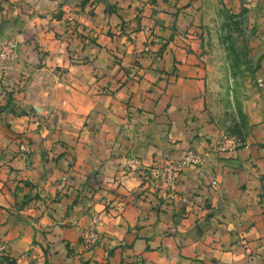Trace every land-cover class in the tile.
<instances>
[{
	"label": "crops",
	"instance_id": "crops-1",
	"mask_svg": "<svg viewBox=\"0 0 264 264\" xmlns=\"http://www.w3.org/2000/svg\"><path fill=\"white\" fill-rule=\"evenodd\" d=\"M58 1L0 0V22L30 13L26 28L56 51L53 57L81 62L71 65L58 85L53 80L56 100H47L41 95L46 89L36 86L32 103L56 101L68 108L67 118L84 125L103 115L110 132L95 133L91 124L84 128L71 166L76 177L58 200L55 184L72 163L69 154L62 162L45 161L34 149L33 166L25 171L40 184L43 197L14 192L11 178L23 172L9 173L23 170L19 157L1 169L11 182L0 186V239L13 264H264V117L252 126L248 146L211 153L203 166L179 173L173 189L163 183L154 194L139 172L120 169L128 150L135 149L145 164L162 165L190 147L205 152L220 134L219 117L201 96L206 74L180 46L179 34L187 30L188 18L200 19L203 0H68L55 16ZM227 3L236 12L248 8L245 24L255 28L251 45L264 67V0ZM69 15L75 34L67 29ZM56 31L63 33L60 39ZM77 31L91 42L85 44ZM123 67L133 77L127 78ZM129 110L141 131L121 146L111 118H126ZM88 187L100 190L78 197L79 189ZM93 211L104 242L88 251L78 226L89 224Z\"/></svg>",
	"mask_w": 264,
	"mask_h": 264
},
{
	"label": "rangeland",
	"instance_id": "rangeland-1",
	"mask_svg": "<svg viewBox=\"0 0 264 264\" xmlns=\"http://www.w3.org/2000/svg\"><path fill=\"white\" fill-rule=\"evenodd\" d=\"M67 1H58L55 16L61 15ZM202 3L205 8L199 15L200 19L188 18L187 30L180 32L179 37L184 43L180 46L186 50L187 54H190L191 58L195 55L193 64L200 66L206 74L201 96L204 98V106L206 108L210 106L219 117L221 131L213 145L205 152H199L190 147L179 159L168 160L160 165L167 166L181 162L188 150H195L201 155L202 161L199 164L185 165L180 173L189 166H203L211 153L236 151L248 146L247 139L252 132V126L264 117V71H259L263 63L256 59L254 47L251 45V37L256 33L255 28L245 24L248 8L244 7L236 12L227 0H203ZM190 5L186 4L185 8ZM3 10L1 7L2 13ZM16 15V17L8 15L0 22V184L2 183L0 186L4 189V185L11 182L7 174L2 175L1 169L5 166L10 168V162L15 157H19L24 166L23 170L12 168L9 173L23 172L22 174L18 172L16 177L11 178L17 186L14 192L29 191L25 193V197H43L40 184L25 171V167L33 166L34 149L42 151L45 155L42 159L45 161L58 158L62 162L66 159L65 155L69 154L72 163L68 171L61 174L55 184L57 190L54 200H58L59 197L68 195L73 184L71 178L76 177L74 173L72 174L74 169L71 166L75 164L74 150L80 139H83L81 136L84 128L91 124L94 127L93 131L97 133L104 134L110 130L106 126V118L103 115L84 125L79 123V119L74 122L67 118L68 108L56 101L44 106L32 103L37 90L36 86L40 87L38 90L41 87L46 89L47 92L41 95H44L47 100L52 98L56 100V96L52 94L53 80L58 85V82L65 80L63 73H66L71 65L77 66L81 62L74 59L67 63L60 60L58 56L53 57L56 51H51L49 45L39 39L40 34L38 36L37 32L30 33L26 28L25 23L31 14L23 11ZM67 20V29L75 34L74 17L69 15ZM198 21L199 23H195ZM73 25L74 27H71ZM9 27L12 28L9 29ZM78 33L77 37L85 44L91 42L88 34ZM55 34L57 39L63 36L62 32L56 31ZM194 41L198 43L194 44ZM57 45L56 50L60 52L61 46ZM177 62L175 60V63ZM132 63L137 65L138 61ZM123 69L127 70L125 71L128 74L125 75L127 78L133 77L130 68L123 67ZM177 70L178 66L174 64V76H178ZM125 82L123 81L122 84ZM119 87L121 88V85ZM117 90L114 89L107 94L113 95ZM131 111H128L126 118H120L117 114L111 118L116 120L114 123L117 127L113 133L115 136L119 135L121 146L124 144V139L133 138L141 131V126L135 123L136 117L131 114ZM71 134L75 136L69 137ZM53 149L59 150L55 152L56 157H51ZM121 157L123 162L120 163V169L123 174L139 172L143 178L140 170L131 165L132 160H139L141 164H145L141 154L131 149L124 152ZM156 165L158 164H153V166ZM178 175L179 173L176 174L175 179L165 180L164 183L173 189ZM213 182L217 184L216 180L212 181V185H216ZM144 183L154 194H157L163 185L154 187L148 185L145 180ZM99 190L100 187L82 188L79 189L78 197H90L94 191L96 194ZM99 224V214L93 211L89 224L78 226L80 243L88 251L94 250L104 242L103 235L98 229ZM88 230L94 232V238L86 235ZM11 258L13 257L8 246L0 239V264H8L9 260L13 261Z\"/></svg>",
	"mask_w": 264,
	"mask_h": 264
},
{
	"label": "built area",
	"instance_id": "built-area-1",
	"mask_svg": "<svg viewBox=\"0 0 264 264\" xmlns=\"http://www.w3.org/2000/svg\"><path fill=\"white\" fill-rule=\"evenodd\" d=\"M88 42V41H87ZM202 161V157L195 150H188L185 152L181 162L169 164L167 166H147L141 164L139 160H132V167L137 168L143 175L145 182L148 185L154 187L161 186L165 180H173L176 177L177 173H180L184 170L185 165L188 164H199ZM216 184V182H213ZM86 235H89L90 238H94V232L88 230Z\"/></svg>",
	"mask_w": 264,
	"mask_h": 264
},
{
	"label": "trees",
	"instance_id": "trees-1",
	"mask_svg": "<svg viewBox=\"0 0 264 264\" xmlns=\"http://www.w3.org/2000/svg\"><path fill=\"white\" fill-rule=\"evenodd\" d=\"M8 264H13V261L12 260H9Z\"/></svg>",
	"mask_w": 264,
	"mask_h": 264
}]
</instances>
